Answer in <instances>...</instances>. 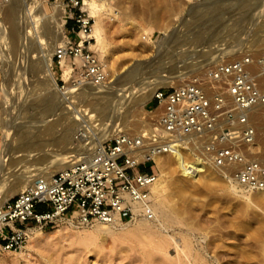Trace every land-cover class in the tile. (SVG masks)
Instances as JSON below:
<instances>
[{"label":"rangeland","instance_id":"obj_1","mask_svg":"<svg viewBox=\"0 0 264 264\" xmlns=\"http://www.w3.org/2000/svg\"><path fill=\"white\" fill-rule=\"evenodd\" d=\"M11 1L13 0H8L7 2H2L0 0V118L2 120L4 119L5 128H8L11 132H15L19 130L24 131L25 124L27 122H31L32 120L30 116L35 111H39V109L33 107L32 104L35 103V98L43 97L44 89L38 82L41 78H39L37 74H33L25 69L23 71L20 70L19 64H17L18 60L15 56L16 53H14L8 37L9 21L5 17L4 13L5 6H7ZM14 1L15 5L13 7L14 10L17 11L15 22H17V26L21 29V26L25 25L24 7L26 8L25 4L28 0ZM101 1L100 3H97L99 4L98 7L102 8L103 11L107 8V6H110L115 13H118V16L125 15L129 17V19L131 18L130 20H135L144 29L133 34L134 41L133 45H131L127 42L125 33L123 31H121L122 33L120 32L121 29L115 28L114 30L113 24L115 25L114 22L116 20L112 19L110 14L105 13L103 15L104 19L109 21V27H107L109 30L105 31L106 41L108 40L106 43V45H108L106 46V48L108 47V50H106V52L111 53L114 60V71L112 73L114 78L120 76L130 66L137 62H141L140 65L142 64L140 66V73L145 72L146 74H150V72L153 71L152 68H155L157 70L156 72H161V70L165 68V65H169V63L166 62V59L167 61L170 59H178L175 61L180 60L181 63H183V66L187 65L185 63V60L187 59L190 60V63H196L198 61L199 66H193L195 70L191 67V72H194L190 73L189 71V73L192 75L198 74L202 76V73L200 72L203 70V62L206 61L207 58L212 60L215 55H221V51L231 49L236 50V48L239 49L240 52L243 51V53H245L246 42L248 41L247 38H249L246 35V31L249 30L253 32L254 37L252 38H255V40L252 39V41L253 43L255 42V46L257 48L254 44H252L253 48L250 47L252 51L250 50L248 53H252L253 55V51L255 50L256 54H260L264 51V43H261L264 38V16L259 19H254V17H252V13L256 11L252 9V6H248L246 4L241 7L237 5L238 2L236 0ZM253 1L254 0H251V2ZM44 2H46L45 4L48 6L50 11L53 12L55 6H53L49 0H44ZM212 3H216L214 8L218 7L216 8V11L214 10V12H212L216 14H213L214 16L211 13H201L197 10V7ZM109 15L111 18H109ZM209 16H211V18ZM208 17L210 18L209 20ZM110 25L113 28L110 27ZM39 31H41V28ZM240 31L242 32L239 33ZM164 33H170L171 36L164 45V49L162 48L163 51H161V49L159 52L150 43L151 41L155 42L156 40L161 39ZM236 34L238 35L237 38L241 41L239 44V40L237 41V38L236 40L234 39L237 36ZM44 35L45 34H42L43 38L45 39L46 37L45 40H47L48 36ZM239 35L241 36V39ZM261 36H263V38ZM135 37L138 41L137 39L135 40ZM144 41H146V43H150L146 45V43L143 44ZM140 43L143 45L141 46ZM236 45L238 46L235 47ZM139 46L140 48H137L136 50V47ZM186 48L188 50L190 49V51L186 50ZM98 49V47H94V50L99 57L100 49ZM181 50L182 52L187 51L192 54H185L188 55V57L184 55L179 59V56L176 53L179 51L181 52ZM106 52L105 55L104 53L101 55V58L99 57L102 62L107 59ZM237 55L238 53H235L234 57L237 58ZM254 56L256 55L254 54ZM156 59L159 60L157 61ZM34 60L35 58H32V55H30V61L33 62ZM152 60H154V62ZM148 63L153 64V67H147ZM158 63L160 65L162 64L163 67L158 65ZM210 64L211 63L208 65ZM144 65H146L145 68ZM183 66L181 68H183ZM187 68L188 67L183 70H190V68ZM52 71L55 73L53 75L57 84L62 86L64 83L58 77L60 69L54 62H52ZM153 72H151V74H154ZM109 73L110 72H108V74ZM254 74L259 75L260 72L256 69L253 72V75ZM184 80L185 79L178 81L177 84L182 85L185 82ZM159 87L166 88L168 86ZM77 96L78 95H75V97L70 99L71 101L69 100L70 104L68 102L67 105H69L70 108L74 107L75 109L73 110L77 111L86 108L87 110H92L97 119L103 117L101 106L107 103L105 102V99H87L85 96L84 98L83 95ZM79 98L81 101L78 100ZM70 108H67V111H70ZM143 108L148 113L150 112L152 116L141 113L138 108H135L131 116H128L127 120L123 123L121 119L117 120V123L120 122L121 130L128 131L129 133L136 135L144 123H154V111L156 110L155 102L150 99L143 105ZM108 111L109 110L107 108L105 112ZM58 113V109L50 111V118L55 119ZM44 117L45 116L42 118ZM105 118L103 119V122L109 123L110 120H106ZM77 121L80 123V126L77 128L80 129L83 127V131H86V127H84L85 123L81 122L82 120ZM135 121L137 124H134ZM141 121L142 123L140 124L139 122ZM68 122L69 119H65V117L62 118V120H60V125H58L56 129H60V126L66 125ZM98 122L99 121L96 120L91 123V126L94 125L93 130L95 131L97 128L100 129L101 125H97ZM257 122L258 120H256V123ZM101 132L97 131L95 134L99 136L101 135ZM1 135L2 132L0 130V137ZM107 138H110V136ZM262 146L264 145L261 141L257 140L254 144L248 146V148H254L253 150L249 149V152H259ZM19 151L22 153L24 150L21 149ZM186 151V154L190 157L195 156V152L191 150ZM198 154L200 153H197V155ZM198 156H201V154ZM20 165H22V162H20L19 166ZM207 165L210 166L212 174H208L207 176L205 175L206 178H204L205 176L197 178L198 180H195V182L188 180L186 183L184 182L183 189L181 191H177L175 190L174 184H172V178L176 179V177H178V172L174 164L172 165L171 163V167L168 169L169 171L167 173L169 176H165L161 183V187L163 188L162 199L171 218L176 220V222L172 220L170 222L174 227H181L184 229L183 226L185 224H189V228L192 227L195 229L191 228V240L195 250H198V253L203 256V259L205 258L204 261L206 260V264H264V192H247L243 195L238 192L234 194L228 186L229 184L227 180L229 178L222 172V170L212 166L208 161ZM12 168L15 167L11 166L9 170ZM153 170L155 173L157 172L155 164L153 165ZM172 175H174L175 178ZM210 179L213 184L209 188L201 187L200 183L203 184V182ZM17 192L18 191L13 193L9 192L8 194H10L9 196L11 197ZM183 222H185L184 225H182ZM74 223L75 224L73 225L75 226L69 227L64 221H58L52 227L44 229L41 228L44 232L50 231V233L48 232V235L46 234V236H43L44 239H42L44 242L40 243L39 246L35 244V247L32 246V248L28 249L24 246L16 251L3 250L0 247V260L5 262L11 254L6 261V264L177 263L173 258L175 253L171 246L167 247V254L159 251L157 252V250L154 251L148 245L147 238L144 234L133 237L130 240L113 241L112 239H108L103 236L85 234L86 232L83 234L84 229H86L85 231H91V229L94 228L93 224L95 222H92L88 226L78 224V222ZM187 225H185V228L188 227ZM58 227H60L61 230ZM78 232L82 234H78ZM4 255L6 256L5 258Z\"/></svg>","mask_w":264,"mask_h":264},{"label":"built area","instance_id":"obj_2","mask_svg":"<svg viewBox=\"0 0 264 264\" xmlns=\"http://www.w3.org/2000/svg\"><path fill=\"white\" fill-rule=\"evenodd\" d=\"M49 2L62 11L66 36L51 58L60 69L59 79L63 81L60 63L66 60L73 86L104 83L107 74L93 47V18L84 0ZM248 52L214 60L202 76L190 74L181 86L157 88L151 100L159 111L152 128L137 135L120 130L67 168L50 176L40 174L9 197L0 207V247L19 250L26 242L27 226L44 229L60 218L82 225L127 221L135 214L134 203H140L141 213L150 218L148 186L156 175L152 156L176 142L200 153L236 184L264 191V159L252 157L248 148L256 132L248 119L250 110L262 107L264 118V86L257 84L258 76L264 75V51L256 58ZM254 59L259 75L246 70Z\"/></svg>","mask_w":264,"mask_h":264},{"label":"bare ground","instance_id":"obj_3","mask_svg":"<svg viewBox=\"0 0 264 264\" xmlns=\"http://www.w3.org/2000/svg\"><path fill=\"white\" fill-rule=\"evenodd\" d=\"M100 1L84 0V5L87 12L94 17L91 36L96 42L94 43L95 45L93 47H98L100 49L99 57L101 58V55H103V53L105 55L106 50H108V47L106 48V46H108L106 45L108 40L106 41L105 31L109 30L107 29V27H109V21L104 19L103 15L105 13L110 14L112 16V19L116 20L114 22L115 25L113 24L114 30L115 28L121 29L120 32L123 31L125 33L127 42H129L131 45H133L134 41L133 34L144 29L135 20H130L131 18L129 19V17L125 15V17L121 15L118 16V13H115V11L110 6H107V8L105 9L106 11H103L102 8L98 7L99 4L97 2L100 3ZM236 1L239 3H237V5L241 7L243 5L245 6L246 4L248 6H252V9L256 11L252 13V17H254V19H259L264 16V0H254L253 2H251V0ZM14 2L15 1L13 0L8 3V5L5 4L7 6H5L4 13L5 17L9 21L8 37L10 39L12 49L14 53H16L15 56L18 60L17 64H19V69L22 71L25 69L26 71H30L33 74H37L38 77L41 78L38 82L42 85L44 93L43 97L35 98V103H33L32 105L33 107L39 109V111H35L33 114L31 113L32 115L30 116V118L32 120L31 122H27L25 124L24 131L19 130L11 132L8 128H5L6 126L4 124V119L2 120L0 118V130L2 132V135L0 137V207L10 197V194H8L9 192L13 193L23 190L25 187L31 185L36 176L40 174L50 176L57 171L67 168L73 159L81 154H89L90 151L98 143L102 142L109 136L112 137L116 135L121 130L120 122L117 123V120L121 119L123 123L125 120H127L128 116H131L135 108H138L141 113L152 116L150 112L148 113L143 108V105L152 98L155 90L159 88V86H181V84L178 85L177 82L185 79L190 75V73L194 72H191V67L198 65L199 63L198 61L196 63H190V60L187 59L185 60V63L187 65L183 66V63H181L180 60L175 61L178 59H170L168 61L166 59V62L169 63V65H165V68L161 70V72H156L157 70L155 68H152L154 72H151H153L154 74H151V72L150 74H146L145 72L140 73V66L142 64L140 65L141 62H137L134 65L130 66L120 76L114 78V75L112 76V73L114 71V60L112 54L106 52L107 59L105 58L106 61H104L105 59L103 60V64L105 72L107 74V79L104 83L99 85L82 84L73 86L71 83V78L69 76L70 64L66 60H62V62L60 63V68L62 70L61 77L64 84L61 87L57 84L56 79L53 75L51 58L56 46L61 44L66 37L65 33L63 32L62 11L60 10V8L55 6L54 11L51 12L48 6L45 4L46 2H44V0H28V2L25 4L26 8L24 7L25 25L23 24L24 26H21L22 28L20 29L17 26V22H15L17 11L14 10L13 7L15 5ZM214 6H216V3L197 7V10L201 13H211L213 15L214 13L212 12H214V10L216 11V8H218H214ZM111 16L109 18H111ZM209 17L211 18V16ZM209 17L208 20L210 19ZM111 25L110 27H112ZM40 28L41 31H39ZM242 31H240L239 33H241ZM170 33H164L161 39H158L155 42L151 41V43H149L154 46L157 51L160 52V50L164 47V45L170 38ZM42 34L48 36V39L45 40L46 37L44 39ZM246 35L249 38H247L248 41L246 42L247 44L245 52L250 51V47L253 48L252 44H254L255 46V42L253 43L252 41V39L255 40V38H252L254 37L253 32L250 30L246 31ZM263 36L261 37L263 38ZM237 37L238 35L234 39L236 40ZM136 39L137 38L135 37V40ZM238 40L239 39L237 38V41ZM262 41L263 42L261 43H264V38ZM240 42L241 41L239 40L238 44ZM144 43H146V41H144L143 44ZM149 43H146V45ZM237 46L238 45H236L235 47ZM137 48H140V46L136 47V50ZM163 49L161 51H163ZM186 50L188 49L186 48ZM188 51H190V49ZM255 51H253L254 58H256V56L258 55ZM189 53L190 52L187 51L182 52L181 50V52L179 51L176 54L180 59L182 58V56ZM235 53H243V51L240 52V50L237 48L236 50L231 49L221 51V55H215L213 57L214 59L210 60V58H207V62L204 61L205 64L203 62V68L204 66H209V63L214 62V60H218V58L220 57L229 55L230 59H233L235 58ZM254 54L256 56H254ZM30 55H32V58H35L33 62L30 61ZM185 56L188 57V55ZM156 60L158 61L159 59ZM255 60L256 59L252 60L251 63L246 65V70L248 72L253 73L256 69L258 72H260V66ZM152 61L154 62V60ZM152 65L153 64L148 63L147 67H153ZM158 65L160 64L158 63ZM160 66H162V64ZM182 66L183 68H181ZM145 67L146 65H144V68ZM186 67L190 68V70L184 71L183 69H185ZM193 70H195L194 67ZM108 72L111 73H109L111 76L108 74ZM257 84L259 85V87L264 86V75L258 76ZM75 95H83V97L85 96L87 99H105V102H109L108 104L105 103V105L101 106L103 117L97 119L92 110H87L86 108L77 111L73 110L75 109L74 107H71L73 110L72 111L67 104L72 97H75ZM78 100H80V98ZM67 108H70V111H67ZM107 108L109 111L105 112ZM57 109L59 110L57 117L55 119H51L49 115L50 111H55ZM158 111L159 108L154 111L155 119ZM43 116L45 117L42 118ZM64 117L65 119H69V122L66 123V125L60 126V129H56L57 126L60 125V120H62V118ZM104 118L106 120H110L109 123L103 122ZM248 119L256 131L254 142L258 140L261 141V143L264 145V118L262 116V107L252 108L248 114ZM77 120H82L81 122L85 123L84 127H86V131H83V127H81L80 129L77 128L78 126H80V123ZM96 120L99 121L97 125L101 126L100 129L97 128V130L95 131L93 130L94 125L91 126V123ZM256 120H258L257 123ZM139 123L141 124L142 121ZM134 124H137V122L135 121ZM144 124L142 125V128L139 130V132H137L138 134L156 125L155 122ZM97 131H102L101 135L98 136L97 134H95ZM181 146V143L176 142L169 150L156 153L152 156L157 168V172L154 182L148 186L149 192L147 204L151 212L150 218L144 216L141 213L143 207L140 203H134L133 207L135 214L129 220L118 221L116 219L112 223H102L94 221V228L91 229V231H85L86 229H84L83 234L84 232H86L85 234L103 236L105 238L112 239L113 241L130 240L133 237L144 234V236L147 238L148 245L154 251L157 250V252L159 251L167 254V247L171 246L175 253L173 257L174 260H176L175 262H177L175 264H206V260L204 261L205 258L203 259V256L200 255L198 253V250L196 251L193 246L191 240L192 238L190 235L192 227L189 228V224H185L188 226H186L187 228H185V222L182 223V225H184V229L181 227H174L170 221L172 220L176 222V220H173L171 218L169 211L167 210V207L162 199L163 188L161 187V183L162 180H164L163 178H165V176H169V174L167 173L169 171L168 169H170L171 167V163L172 165L174 164L178 172V177H176V179H173L170 175V177L172 178V184H174L175 190L177 191H181L183 189L184 182L186 183L188 180L195 182V180H198L197 178L212 174L210 166L207 165V160L204 157H201L202 155L198 156L200 154L197 155V153H195V156L190 157L188 154H186L187 151L183 149L184 147L182 148ZM21 149L24 150L22 153H20L19 151ZM250 149L253 150L254 148L252 147ZM252 157L264 159V146H262L259 152L253 153ZM20 162H22V165L19 166ZM11 166L15 168L9 170ZM172 176L175 178L174 175ZM206 176L204 178H206ZM227 181L229 185L227 183L226 184L234 194L238 192H240L242 195L247 192H264L263 190L247 189L241 185L236 184L230 179H228ZM200 184L203 188H209L213 184V182L210 179L203 182V184ZM58 221H64L66 224H68L69 227L75 226L73 225L75 223L71 218H60ZM91 223L92 222L87 223L85 226H88ZM1 225L2 224H0V228ZM60 227L58 228L60 229ZM26 232L27 239L23 247L26 246L27 249L32 248V246L35 247V244L39 246L40 243L44 242L43 236H46V234L48 235V232L50 233V231L44 232L41 229L40 225L27 226ZM78 234L82 233L78 232ZM9 252L12 253L11 251ZM5 255L4 258L8 256ZM10 256L11 254L9 255V257ZM6 261L4 262L3 260H0V264H6Z\"/></svg>","mask_w":264,"mask_h":264}]
</instances>
